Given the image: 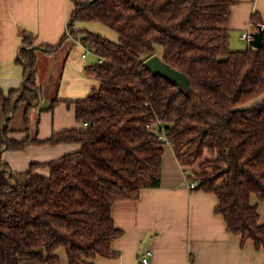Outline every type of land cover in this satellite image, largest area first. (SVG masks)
<instances>
[{
    "label": "trees",
    "instance_id": "1",
    "mask_svg": "<svg viewBox=\"0 0 264 264\" xmlns=\"http://www.w3.org/2000/svg\"><path fill=\"white\" fill-rule=\"evenodd\" d=\"M234 0H86L75 2L68 27L99 23L116 40L79 29L101 61L86 75L97 82L87 97L74 101L76 128L53 132L41 140L29 134L8 137L0 128V264H94L97 256L115 257L113 241L122 235L114 224V203L137 199L144 187L160 184L165 142L155 124L161 121L193 189L214 193L215 212L229 232L264 249V222L255 195L264 202V33L260 47L230 48L229 21ZM264 26V10L251 15ZM20 61L27 76L18 90L0 88V109L7 117L20 103L24 119L40 100L37 45L20 30ZM189 79V87L153 75L144 61L158 54ZM15 98V99H14ZM60 101L53 99L50 107ZM26 128L25 131H27ZM76 143L79 148L46 162H32L15 172L1 159L5 147ZM47 168V175L38 169Z\"/></svg>",
    "mask_w": 264,
    "mask_h": 264
},
{
    "label": "crops",
    "instance_id": "2",
    "mask_svg": "<svg viewBox=\"0 0 264 264\" xmlns=\"http://www.w3.org/2000/svg\"><path fill=\"white\" fill-rule=\"evenodd\" d=\"M86 0H0V88L5 94L18 90L27 76L19 53L25 46L26 31L37 45L60 42L75 2ZM229 28L246 29L255 11L264 10V0H234ZM77 29L95 32L87 22L75 23ZM91 29H94L91 30ZM115 39V38H114ZM116 40V39H115ZM83 50L66 38L52 53L36 50V76L41 94L37 105L24 119L26 105L20 103L7 117L0 109V128L7 122L9 138L22 140L27 134L44 140L53 132L76 128L74 101L87 97L97 82L88 77L85 68L98 61L95 53L82 57ZM14 98V99H15ZM53 99H59L50 110ZM27 129V131H25ZM79 148L76 143L53 146L31 145L23 150L3 148L1 159L15 172L25 171L32 162H46ZM189 169L180 164L170 144L164 145L160 162V184L144 187L137 199L114 203L112 219L122 235L112 243L115 257L97 256L94 264H139L144 250H151L150 264H264V249L253 241H242L226 228L221 214L215 212L214 193L193 189L186 179ZM38 172L47 175V168ZM260 222H264V202L255 195ZM59 264H68L64 248L57 249Z\"/></svg>",
    "mask_w": 264,
    "mask_h": 264
},
{
    "label": "water",
    "instance_id": "3",
    "mask_svg": "<svg viewBox=\"0 0 264 264\" xmlns=\"http://www.w3.org/2000/svg\"><path fill=\"white\" fill-rule=\"evenodd\" d=\"M264 27L259 26V30L254 33L253 39L250 41L251 47H260L263 43ZM144 66L153 74L160 75L170 82L189 87V79L182 71L172 67L164 61L160 56L153 55L144 61Z\"/></svg>",
    "mask_w": 264,
    "mask_h": 264
},
{
    "label": "built area",
    "instance_id": "4",
    "mask_svg": "<svg viewBox=\"0 0 264 264\" xmlns=\"http://www.w3.org/2000/svg\"><path fill=\"white\" fill-rule=\"evenodd\" d=\"M259 26L264 27L262 24L253 25L252 23H250L249 26L245 29V31L241 33L240 38L250 42L253 39L254 33L259 30ZM77 30L78 29L75 25L72 28H69L67 25L66 34L68 38L74 40L75 44L82 48V57H86L90 53H95L93 47L90 44L85 43L83 40H81L79 36L74 35V32H76ZM98 60L101 61V58H98ZM154 127L159 134V139L169 144V140L167 138L168 130L165 128L164 124L161 121H158ZM195 184L196 181H192L189 183L191 187H194ZM150 255L151 250H144L139 258V264H150Z\"/></svg>",
    "mask_w": 264,
    "mask_h": 264
},
{
    "label": "rangeland",
    "instance_id": "5",
    "mask_svg": "<svg viewBox=\"0 0 264 264\" xmlns=\"http://www.w3.org/2000/svg\"><path fill=\"white\" fill-rule=\"evenodd\" d=\"M87 24L91 25L92 27H94L93 25H98V26H95V28H96L95 33H98V34H100V35H102L108 39H111V40H115L117 38L116 37L117 34L115 33V31L111 30L110 28H108L104 25H101L99 23H87ZM91 30L94 31V29H91ZM243 31H245V29L239 30V29L230 27V29H229V34H230L229 43H230V48L232 50H243L247 47H250L249 41L240 38V35ZM72 41H73V43H75L74 40H72ZM158 51L159 52L157 55L160 56L161 47H159ZM263 97H264V95H262L261 97L255 99V100H252L251 102L247 103L245 105V107H250V106L254 105L256 102L261 100ZM192 171H193L192 169H189V172H192Z\"/></svg>",
    "mask_w": 264,
    "mask_h": 264
}]
</instances>
